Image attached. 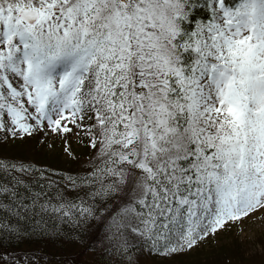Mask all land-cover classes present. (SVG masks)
<instances>
[{
  "label": "snow or ice",
  "instance_id": "obj_1",
  "mask_svg": "<svg viewBox=\"0 0 264 264\" xmlns=\"http://www.w3.org/2000/svg\"><path fill=\"white\" fill-rule=\"evenodd\" d=\"M41 131L91 153L74 199L32 208L97 221L128 264L264 210V0H0V133ZM29 170L0 160V212Z\"/></svg>",
  "mask_w": 264,
  "mask_h": 264
},
{
  "label": "trees",
  "instance_id": "obj_2",
  "mask_svg": "<svg viewBox=\"0 0 264 264\" xmlns=\"http://www.w3.org/2000/svg\"><path fill=\"white\" fill-rule=\"evenodd\" d=\"M81 157L83 155L75 156L77 159ZM0 160L30 168L24 173L12 172V175L17 176L27 185V188L19 189L20 194L25 197L26 210L21 209L20 217L11 212H0V220L10 228L16 229V231L6 229L0 231V251L9 253L24 248L32 251L40 250L43 257L40 264H45L49 259L50 262L64 261L63 259L73 255H79L78 260L82 261L84 253L87 254V258L79 264L84 261H86L84 264H116L117 261L119 264H128V260L121 259L119 253L115 256L110 255L115 241L109 242L105 238L104 230L98 227L97 221H83L81 217L82 223L77 226L75 216L65 217L54 212L41 213L31 206V193L42 190L51 196L57 189H61L68 198L74 199L77 193L70 190L71 184L66 178L84 175L88 168V157L86 162L71 169H58L10 153H0ZM50 182L55 183L49 187ZM130 255L136 264H160L156 260L164 257L150 252V245L143 242L137 243L131 249ZM70 264L76 263L71 260Z\"/></svg>",
  "mask_w": 264,
  "mask_h": 264
},
{
  "label": "rangeland",
  "instance_id": "obj_3",
  "mask_svg": "<svg viewBox=\"0 0 264 264\" xmlns=\"http://www.w3.org/2000/svg\"><path fill=\"white\" fill-rule=\"evenodd\" d=\"M0 153L14 154L58 169H71L86 162L87 157L90 159L91 149L86 138L80 140L69 136L65 141L60 135L41 131L30 137L20 134L15 138L0 133ZM77 155L83 157L77 159ZM83 256L82 261L87 254ZM78 258L79 255H73L57 262L49 259L45 264H70L71 260L79 264L82 261ZM41 259L40 250L0 251V264H40ZM156 261L160 264H264V210L231 224L184 254Z\"/></svg>",
  "mask_w": 264,
  "mask_h": 264
}]
</instances>
